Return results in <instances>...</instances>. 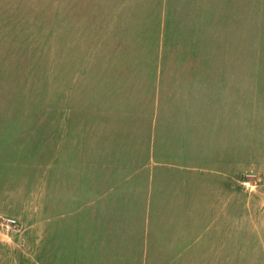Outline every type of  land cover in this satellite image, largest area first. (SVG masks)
Returning <instances> with one entry per match:
<instances>
[{"label": "rangeland", "instance_id": "374dc122", "mask_svg": "<svg viewBox=\"0 0 264 264\" xmlns=\"http://www.w3.org/2000/svg\"><path fill=\"white\" fill-rule=\"evenodd\" d=\"M0 264H264V0H0Z\"/></svg>", "mask_w": 264, "mask_h": 264}, {"label": "built area", "instance_id": "2783aa9c", "mask_svg": "<svg viewBox=\"0 0 264 264\" xmlns=\"http://www.w3.org/2000/svg\"><path fill=\"white\" fill-rule=\"evenodd\" d=\"M13 224H15V222H14V221H11V222H9V223L7 224V226H8V227H13Z\"/></svg>", "mask_w": 264, "mask_h": 264}]
</instances>
